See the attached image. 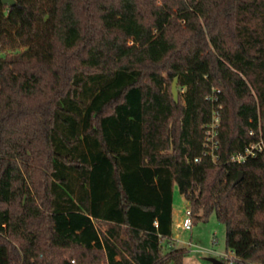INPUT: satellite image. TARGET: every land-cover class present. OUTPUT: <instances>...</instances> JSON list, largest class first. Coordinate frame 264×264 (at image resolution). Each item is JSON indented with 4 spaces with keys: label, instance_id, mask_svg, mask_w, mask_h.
<instances>
[{
    "label": "trees",
    "instance_id": "16d2710c",
    "mask_svg": "<svg viewBox=\"0 0 264 264\" xmlns=\"http://www.w3.org/2000/svg\"><path fill=\"white\" fill-rule=\"evenodd\" d=\"M261 139L264 0H0V264H185L176 185L264 264Z\"/></svg>",
    "mask_w": 264,
    "mask_h": 264
},
{
    "label": "rangeland",
    "instance_id": "374dc122",
    "mask_svg": "<svg viewBox=\"0 0 264 264\" xmlns=\"http://www.w3.org/2000/svg\"><path fill=\"white\" fill-rule=\"evenodd\" d=\"M173 83V82H172ZM179 98H182V89L178 85ZM186 199L184 195L179 191L178 186H175V208L176 213L174 217V233L175 239L179 238L181 242H178L179 247H186L189 249V254L185 258V264H212L205 258L212 254L195 251L196 248L210 249L214 248L217 251L226 252L225 245V224L218 220L215 213H212L208 221H198L193 224V227L189 230L183 229L178 225L181 221V208L186 206ZM191 243L192 245H190ZM231 254V251H228ZM226 264H262L260 261L254 263H242L241 261H227Z\"/></svg>",
    "mask_w": 264,
    "mask_h": 264
},
{
    "label": "built area",
    "instance_id": "2783aa9c",
    "mask_svg": "<svg viewBox=\"0 0 264 264\" xmlns=\"http://www.w3.org/2000/svg\"><path fill=\"white\" fill-rule=\"evenodd\" d=\"M222 106H219L221 108ZM216 109L213 113V119L211 123L207 124L205 126V138H204V155L210 156L214 161L218 159L217 155V150L219 148V129H220V110ZM253 133V131H251ZM264 149V140L261 139L258 142L255 143H250L245 147L243 151L236 152L232 154L231 160L233 162H244L247 157L249 156H254L256 155L259 151ZM199 160V159H197ZM181 221H179L178 225L182 227L183 229L189 230L193 227V213L192 209L187 203L185 207L181 208ZM178 242H181V240L178 238H173L171 240L170 246L171 245H177ZM192 245L191 243H189ZM195 251H200L203 253H209L212 254L211 256H217L224 260L225 262L227 261H235L238 260L234 254L233 251H231V254L226 251V252H221L217 251L214 248L210 249H202V248H196L194 249ZM239 261V260H238Z\"/></svg>",
    "mask_w": 264,
    "mask_h": 264
},
{
    "label": "water",
    "instance_id": "95a60500",
    "mask_svg": "<svg viewBox=\"0 0 264 264\" xmlns=\"http://www.w3.org/2000/svg\"><path fill=\"white\" fill-rule=\"evenodd\" d=\"M3 1H5V3L10 4V5L16 4V0H3ZM172 92H173L175 100L178 101V98H179L178 77H176L172 83ZM241 178H242V173L240 174V176L237 178L236 181L238 182ZM205 259L211 262L212 264H226L224 260H222L221 258L217 256H208Z\"/></svg>",
    "mask_w": 264,
    "mask_h": 264
},
{
    "label": "crops",
    "instance_id": "0c3cea01",
    "mask_svg": "<svg viewBox=\"0 0 264 264\" xmlns=\"http://www.w3.org/2000/svg\"><path fill=\"white\" fill-rule=\"evenodd\" d=\"M187 203H186V205H187ZM173 206H174V216H175V213H176V208H175V190H174V202H173ZM173 238H175L174 227H173Z\"/></svg>",
    "mask_w": 264,
    "mask_h": 264
}]
</instances>
